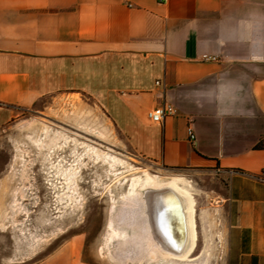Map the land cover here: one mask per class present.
I'll use <instances>...</instances> for the list:
<instances>
[{
	"label": "crops",
	"instance_id": "0c3cea01",
	"mask_svg": "<svg viewBox=\"0 0 264 264\" xmlns=\"http://www.w3.org/2000/svg\"><path fill=\"white\" fill-rule=\"evenodd\" d=\"M47 99L100 112L134 153L184 171L201 247L215 209L224 264H264V0H0V127ZM164 103L175 112L153 121ZM80 260L67 241L29 264Z\"/></svg>",
	"mask_w": 264,
	"mask_h": 264
},
{
	"label": "rangeland",
	"instance_id": "374dc122",
	"mask_svg": "<svg viewBox=\"0 0 264 264\" xmlns=\"http://www.w3.org/2000/svg\"><path fill=\"white\" fill-rule=\"evenodd\" d=\"M50 101L10 107L16 121L12 118L0 127V264L32 263L67 241L78 247L81 264H168L163 256L144 254L125 260L119 256L122 245L107 242L112 205L119 214L131 178L146 174L160 185L175 183L191 199L196 242L187 259L208 252L207 264H224L219 212L210 211L218 222L215 239L205 234L201 247L194 188L181 175L184 171L134 153L121 135L105 126L106 118L97 120L100 112ZM99 128L103 134L95 131ZM61 135L68 136L66 143ZM71 166L79 170L72 185L66 179ZM201 180H193L200 190Z\"/></svg>",
	"mask_w": 264,
	"mask_h": 264
},
{
	"label": "bare ground",
	"instance_id": "6f19581e",
	"mask_svg": "<svg viewBox=\"0 0 264 264\" xmlns=\"http://www.w3.org/2000/svg\"><path fill=\"white\" fill-rule=\"evenodd\" d=\"M63 137L66 143L68 141V136ZM78 173V168H74L73 166L69 167V172L66 174V179L69 182L68 184L71 183L72 185L74 183V179H76ZM167 188L176 196L182 213L180 218L181 240L176 247L179 251L168 247L165 244L166 242L164 243L161 241L162 239L159 240V237L156 238L153 232V230H155L154 225L160 226L161 228L162 226L159 224L158 218L156 217L157 210L155 205H157V203H152L151 195L153 191ZM170 199L171 198L167 195H159L156 200L168 204ZM124 202L125 204L122 203L123 205L121 206V210H119V214L114 211V205H112L111 218L109 217L107 225L109 231L107 242H117V244L122 245V253L119 254V256H121L120 258L126 260L131 255L138 257L144 254L152 258L163 256L168 259V264H172L175 259H186V264L207 263L206 254L208 252L200 257L187 259V256L194 248L193 216L189 196L175 185V183L170 182L160 185L156 183V180L149 174L145 176H134L129 183ZM169 206H172V202H169ZM165 234L169 236V233L165 232ZM160 235L165 238L166 241L168 240L167 236L162 235V232ZM102 248L101 246L100 249Z\"/></svg>",
	"mask_w": 264,
	"mask_h": 264
},
{
	"label": "water",
	"instance_id": "95a60500",
	"mask_svg": "<svg viewBox=\"0 0 264 264\" xmlns=\"http://www.w3.org/2000/svg\"><path fill=\"white\" fill-rule=\"evenodd\" d=\"M159 195H167L170 197V201L172 202V206H169V202L161 203L157 199ZM152 203L156 202V217L158 218L159 224L162 226L164 232L169 233L170 239L177 245L176 243H180V229L181 223L180 218L182 216L181 208L179 206V202L176 196L172 193L170 189H163L153 191L151 195ZM172 249L179 251L178 248L171 247Z\"/></svg>",
	"mask_w": 264,
	"mask_h": 264
},
{
	"label": "built area",
	"instance_id": "2783aa9c",
	"mask_svg": "<svg viewBox=\"0 0 264 264\" xmlns=\"http://www.w3.org/2000/svg\"><path fill=\"white\" fill-rule=\"evenodd\" d=\"M157 1L162 2L164 0H157ZM201 60L216 61L218 60V57L216 55L204 54L202 55ZM156 84L157 85L161 84L159 79L156 80ZM174 112H175V109L171 104L164 103L163 105L159 106L154 111L149 112V117L155 122H161L163 121L164 116L173 114ZM187 132H188L189 139L193 141L195 134L191 126L187 127ZM260 179L264 181V176H261Z\"/></svg>",
	"mask_w": 264,
	"mask_h": 264
}]
</instances>
